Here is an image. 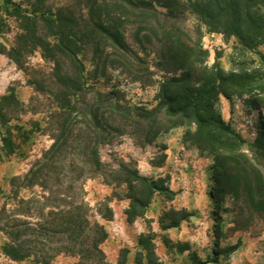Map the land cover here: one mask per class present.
I'll return each instance as SVG.
<instances>
[{"label":"trees","instance_id":"obj_1","mask_svg":"<svg viewBox=\"0 0 264 264\" xmlns=\"http://www.w3.org/2000/svg\"><path fill=\"white\" fill-rule=\"evenodd\" d=\"M25 7L11 0L0 6V34L5 27L2 12L19 19L21 31L16 47L0 54L27 76L35 94L46 99L45 132L52 143L27 173L12 180L15 204L0 208V232L6 238L0 260L54 264L64 256L75 258L74 264H111L101 249L108 234L103 225L90 220L85 183L99 178L107 186H125L129 223L143 215L155 193L171 192L162 179L141 176L131 159H114L116 167L103 163L100 149L125 139L145 147L177 127H189L182 136L184 145L212 159L219 195H231L264 214V124L245 153L246 142L222 120L215 106L219 96L241 97L256 91L260 96H252L247 104L264 107V0H85L78 11L67 6L53 10L46 0H35ZM185 12L207 32L234 38L243 49L261 47L260 68L225 73L217 62L208 67V54L199 40L193 42L181 30ZM129 25L141 47L142 39L158 40L163 71L171 74L160 83L152 109L130 106L115 86L101 91L88 84V76L108 80L109 70H126L140 81L138 66L143 62L129 44ZM194 32L200 35V28ZM102 43L108 53L100 50ZM34 48L52 62L51 73L30 72L24 66L25 53ZM87 49L93 50L91 73L83 64ZM21 107L12 91L0 100V137L7 155L16 150L9 123L18 120ZM14 130L21 138L29 134L18 126ZM35 187L39 196L18 197L20 189ZM109 202L106 198L97 210L104 221L113 218ZM176 215L169 228L188 218L184 212ZM139 244L146 258H152V247L146 241ZM115 264H126L125 252Z\"/></svg>","mask_w":264,"mask_h":264},{"label":"rangeland","instance_id":"obj_2","mask_svg":"<svg viewBox=\"0 0 264 264\" xmlns=\"http://www.w3.org/2000/svg\"><path fill=\"white\" fill-rule=\"evenodd\" d=\"M34 1L11 0L23 8ZM3 2L0 0V6ZM84 4L85 0H46V5L53 10L67 6L78 11ZM154 9L165 13L158 6H154ZM1 16L5 27L0 34V52L8 53L16 47L17 37L21 33L20 21L3 12ZM197 27L200 28V35L194 32ZM181 28L189 39L193 42L199 40L202 50L207 51L205 64L208 67L217 62L225 73H239L242 70L251 72L260 68L258 54L263 52L261 47L246 50L234 38L209 33L189 12L184 13ZM131 29L129 25L126 33L129 44L143 62L138 66L142 71L139 74L140 81H134L126 70H109L108 80L88 76V84L101 91H108L115 86L130 106L152 109L157 104L155 98L160 83L171 74L167 75L163 71L166 66L158 54V40L142 39L141 47L135 43ZM100 50L109 52L104 43L100 45ZM92 51L87 49L83 61L86 73H91L95 66ZM22 60L30 72L49 74L52 71V62L45 59L39 48L29 50ZM9 91L16 95L22 107L17 115L18 120L9 123L16 146L13 155L5 153L0 137V208L6 205L8 209L15 204L11 193L12 180L27 173L52 143L45 132L46 99L33 92L27 84V76L17 69L11 59L0 54V100ZM252 96L260 95L254 91L251 95L243 94L241 97L219 96L215 105L222 120L246 142L243 147L245 153H248L249 146L264 124V107H249L247 104ZM14 126L20 127L22 132H28L27 138L15 135ZM188 128H173L160 134L153 144L145 147H138L130 139H125L120 145L100 149L103 163L116 167L114 159H131L141 176L150 180L162 179L163 185L171 192V195L155 193L143 215L129 223L126 216L129 200L125 198V186H107L99 178L85 183L90 220L103 225L108 234L101 249L109 263L115 264L121 252H125L126 264H264V214L247 208L231 195H219L214 179L216 167L212 159L200 157L196 150L183 144L182 136ZM40 194L39 188H25L19 190L18 197L29 198ZM106 198L110 200L109 207L113 212L111 221H104L97 212ZM176 212H184L188 218L178 227L169 228L178 216ZM140 240L152 247V258H146ZM5 242L6 238L0 232V251ZM0 261L6 263L4 258ZM75 262V258L60 256L54 264ZM22 264L32 263L28 261Z\"/></svg>","mask_w":264,"mask_h":264}]
</instances>
